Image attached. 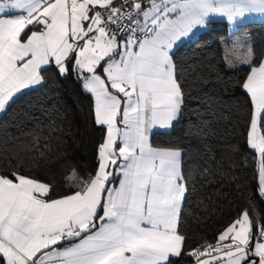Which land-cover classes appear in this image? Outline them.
I'll return each mask as SVG.
<instances>
[{
    "label": "snow or ice",
    "instance_id": "obj_1",
    "mask_svg": "<svg viewBox=\"0 0 264 264\" xmlns=\"http://www.w3.org/2000/svg\"><path fill=\"white\" fill-rule=\"evenodd\" d=\"M253 15L264 18V0H0V113L50 74L72 78L97 134L86 177L68 171L59 191L0 146V264H264V215L251 206L264 202V49L245 39L229 50H241L238 61L225 57V74L245 72L243 143L232 152L241 167L255 165V184L211 241L190 246L186 153L155 139L189 103L180 47L214 20ZM64 123L37 121L28 132L34 164L73 159Z\"/></svg>",
    "mask_w": 264,
    "mask_h": 264
},
{
    "label": "trees",
    "instance_id": "obj_2",
    "mask_svg": "<svg viewBox=\"0 0 264 264\" xmlns=\"http://www.w3.org/2000/svg\"><path fill=\"white\" fill-rule=\"evenodd\" d=\"M247 39L257 50L264 49V21L239 24L231 32L226 22L214 20L206 30L185 42L177 53L190 99L179 122L165 135L155 137L158 143L178 144L186 155V169L191 177V195L184 209L185 229L191 237L190 246L211 241L218 230L249 203L255 184L254 164H245L232 149L243 143L245 97L237 87L244 71H227L229 62L242 56L234 42ZM237 68L240 67L237 63ZM47 87L30 92L11 110L0 116V146L17 149L29 170L41 179L55 183L58 191L67 187L68 171H79V178L87 175L92 163L93 144L97 134L87 124L89 100L81 93L74 79L61 81L50 74ZM199 105H196V101ZM59 113V115H58ZM65 121V141L73 159L64 162L53 155L44 164L36 165L25 151L28 132L37 121ZM215 161V162H214ZM68 163L77 169H68ZM68 169V170H66ZM207 169V170H205ZM230 172V175L225 173ZM223 180V183H221ZM240 181V189L235 181ZM254 215H264V202L259 198L251 205ZM188 264V262H183Z\"/></svg>",
    "mask_w": 264,
    "mask_h": 264
},
{
    "label": "crops",
    "instance_id": "obj_3",
    "mask_svg": "<svg viewBox=\"0 0 264 264\" xmlns=\"http://www.w3.org/2000/svg\"><path fill=\"white\" fill-rule=\"evenodd\" d=\"M262 19H264V18H262V17L259 16V15H253V16H251V17H249V18H246V19L242 20L239 24H243V23H245V22H251V21H257V22H260ZM217 20H219V19H217ZM222 21H224V22L227 23V25L230 27L229 30H230L231 32H233V31L235 30V27H236L237 25H239V24H237V25H231V26H230L226 20H222ZM200 32H201V31H200ZM200 32H197V34L200 33ZM197 34H196V35H197ZM187 41H189V40H186L185 42H187ZM2 114H3V113H0V116H1ZM171 129H172V128H171ZM171 129L166 130V132L169 133V132L171 131Z\"/></svg>",
    "mask_w": 264,
    "mask_h": 264
},
{
    "label": "rangeland",
    "instance_id": "obj_4",
    "mask_svg": "<svg viewBox=\"0 0 264 264\" xmlns=\"http://www.w3.org/2000/svg\"><path fill=\"white\" fill-rule=\"evenodd\" d=\"M261 21H264V19H262ZM229 27V26H228ZM229 29H230V27H229ZM238 50V49H237Z\"/></svg>",
    "mask_w": 264,
    "mask_h": 264
}]
</instances>
